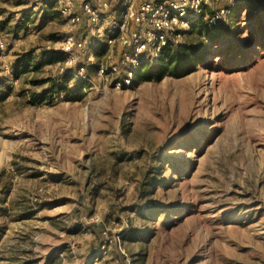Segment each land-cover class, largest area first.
<instances>
[{"label": "rangeland", "instance_id": "1", "mask_svg": "<svg viewBox=\"0 0 264 264\" xmlns=\"http://www.w3.org/2000/svg\"><path fill=\"white\" fill-rule=\"evenodd\" d=\"M37 1L0 0V264H264V0L186 28L189 72L119 89L95 66L116 46Z\"/></svg>", "mask_w": 264, "mask_h": 264}, {"label": "built area", "instance_id": "2", "mask_svg": "<svg viewBox=\"0 0 264 264\" xmlns=\"http://www.w3.org/2000/svg\"><path fill=\"white\" fill-rule=\"evenodd\" d=\"M233 1L38 0L36 3H52L59 16L73 26L83 22L95 26L104 35L100 40L102 52H111L116 46L119 63L98 61L95 66L105 83L119 89L133 82L142 63H152L163 49L177 48L184 30L192 24L217 25L226 14V6ZM83 50L81 38L69 34L62 39L61 51L70 59L75 60V53ZM83 71V66H77L69 71V76L83 80Z\"/></svg>", "mask_w": 264, "mask_h": 264}, {"label": "trees", "instance_id": "3", "mask_svg": "<svg viewBox=\"0 0 264 264\" xmlns=\"http://www.w3.org/2000/svg\"><path fill=\"white\" fill-rule=\"evenodd\" d=\"M202 50L201 43L195 47V45H182L181 41L175 49H163L152 63H142L136 75L139 72L140 77L147 78L152 74H163V72L175 75L185 74L200 62V58L205 52V50ZM68 79H71V77L67 76L66 80ZM60 88H64V85Z\"/></svg>", "mask_w": 264, "mask_h": 264}]
</instances>
